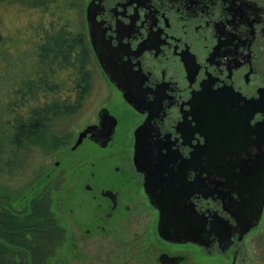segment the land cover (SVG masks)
<instances>
[{
    "label": "flooded vegetation",
    "instance_id": "obj_1",
    "mask_svg": "<svg viewBox=\"0 0 264 264\" xmlns=\"http://www.w3.org/2000/svg\"><path fill=\"white\" fill-rule=\"evenodd\" d=\"M89 1L83 16L86 36L107 89L95 118L79 129L97 125L102 107L115 121L108 138L103 134L93 138L87 130L69 147L84 142L105 148L125 141L129 156L126 150L118 157L121 162H110L118 175L106 182L97 183L94 169L89 168L83 186L94 206L85 212L90 216L86 231L110 230L114 242L119 239L115 235L124 236L137 212L134 195L140 193L154 215L156 236L174 248L159 249V264H183L187 255L176 244L185 242L210 251V259L214 253L229 252L228 264H235L237 256L248 264L245 241L264 222V0H91L92 36L85 17ZM204 84L210 86V97L204 91L198 94ZM214 96L233 97L232 107L254 97L262 104L250 115L248 131L230 130L241 132L231 135L232 149L210 157L198 149H210L205 140L211 132L210 109L203 106L213 104ZM137 139L148 148L143 163L133 156ZM151 192L191 202L204 217L206 230L195 240L159 235L158 208L150 202ZM255 204L261 208L257 219L239 231L237 219L251 222ZM118 241L125 249L124 240ZM142 241L134 249L146 261L140 264H148L146 233ZM252 258L263 263L260 252Z\"/></svg>",
    "mask_w": 264,
    "mask_h": 264
},
{
    "label": "rangeland",
    "instance_id": "obj_2",
    "mask_svg": "<svg viewBox=\"0 0 264 264\" xmlns=\"http://www.w3.org/2000/svg\"><path fill=\"white\" fill-rule=\"evenodd\" d=\"M18 6L13 2H1L0 24L5 21V24L13 25L31 18L25 10L18 9ZM17 35L22 39L25 34L23 30H19ZM98 81L93 95L86 99L83 108L72 122H67L57 131L49 130V133H46V130L38 131L36 135L43 134V137L35 141L37 143L22 161L21 158L18 160L13 172H0V194L12 197L14 205L22 208L26 205L28 194L33 192L34 197L45 205L46 216L50 218L43 225L47 228L44 236L36 237L33 241L35 257L31 264H140L145 260L143 254L134 249V244L143 243V233L147 234L150 244L148 264H159L156 256L159 249L170 247L156 236L154 215L140 193L134 195V199L140 203L132 204L137 211L134 217L131 215L132 223L127 224L124 236L115 235L119 238L115 242L112 240L113 234L110 230L102 233L99 229L93 232L85 229L86 225H90V216H86L85 212L94 206L83 186L87 181L89 168L94 169V180L97 183L106 182L118 175L113 172L110 162L120 160L118 157L123 153L126 155V150L128 151L126 157L129 156V145L125 141L105 148L84 142L75 149L69 147L77 130L86 121L95 118L96 108L101 98L105 97L107 85L101 73L94 68L93 82L95 84ZM60 138L62 141L57 142ZM119 172L121 174V171ZM17 217L24 218L20 214ZM84 219L85 223L82 221ZM262 220L264 221V217ZM26 236H29L28 232ZM16 237L19 239L21 236ZM248 237L244 248L248 264H260L252 258L258 252L262 254L264 264V222ZM122 239L125 249L118 246L122 243L118 240ZM176 248L183 249L187 255L183 264H228L232 256L229 252L223 255L214 253L210 259V251L189 242L176 244ZM172 249L174 248H169ZM1 259L2 264H21L22 258L18 250L3 245ZM235 264L244 263L237 256Z\"/></svg>",
    "mask_w": 264,
    "mask_h": 264
},
{
    "label": "trees",
    "instance_id": "obj_3",
    "mask_svg": "<svg viewBox=\"0 0 264 264\" xmlns=\"http://www.w3.org/2000/svg\"><path fill=\"white\" fill-rule=\"evenodd\" d=\"M3 1L31 17L0 24V172L12 173L43 137L38 131H57L73 121L94 85L95 66L83 21L86 0ZM28 195L19 208L0 194V264L3 245L19 251L21 264H31L33 241L47 231L45 205L33 192ZM18 214L24 218L17 219Z\"/></svg>",
    "mask_w": 264,
    "mask_h": 264
},
{
    "label": "water",
    "instance_id": "obj_4",
    "mask_svg": "<svg viewBox=\"0 0 264 264\" xmlns=\"http://www.w3.org/2000/svg\"><path fill=\"white\" fill-rule=\"evenodd\" d=\"M93 3L90 0L85 7V17L88 22V27L93 35L92 24L94 22V12H93ZM107 69V68H106ZM205 86V87H204ZM210 86L204 84L201 89L198 91V94L207 93L210 97ZM225 92V91H224ZM129 99V98H128ZM214 103L203 106V108L210 109V138L205 134V140L210 141V149L206 147H199L198 153L202 151H206L205 153L210 155V157L221 156L224 151H228L232 149V146L229 143L232 140L231 135L240 134V131L244 130L248 131L250 129L249 126V117L252 112L257 109L260 103L261 109V99L254 97V99L248 98L246 102L243 104H238L236 107H232L231 103H233L234 98L231 96H214ZM235 108V109H234ZM103 111L101 112V110ZM99 122L96 125L95 123L87 124L83 128L79 129L77 135L72 143V146L77 144L82 136L85 134L87 130H91L93 134H90L93 138H95L94 134H103L104 139L108 138L112 132L113 124L115 121V116L110 113L105 107L100 108L99 110ZM214 121V123H213ZM225 124H229L233 126V128H224ZM246 127V128H245ZM240 130V131H230V130ZM218 135V138L216 137ZM241 135V134H240ZM103 142V140H101ZM143 143L136 140L134 146L133 156L134 159L138 162L142 163L143 158H145L148 154V148L144 147ZM215 143V145H214ZM156 150H158L156 148ZM264 154V153H263ZM111 196L113 193L110 190L107 191ZM150 202L157 206L158 208V219H157V231L159 235L165 238L174 239V240H195L197 239V235L205 231L206 228L204 226V217L201 219V216L196 213L193 206L190 204H184V198L176 199L169 196H154V193L149 194ZM261 199V198H260ZM182 206H185L187 210L182 209ZM256 209L251 212V215L254 213L253 219L248 224L243 223L240 219H237V229L239 231L245 230L251 223L257 219L260 209L259 202L258 206L255 204ZM193 208V209H192ZM249 221V219L247 220ZM164 255V253L160 254Z\"/></svg>",
    "mask_w": 264,
    "mask_h": 264
}]
</instances>
